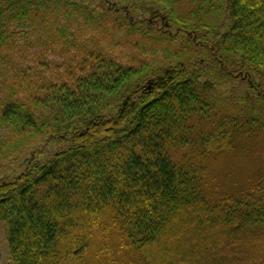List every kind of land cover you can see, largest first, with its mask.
Listing matches in <instances>:
<instances>
[{"label":"trees","instance_id":"16d2710c","mask_svg":"<svg viewBox=\"0 0 264 264\" xmlns=\"http://www.w3.org/2000/svg\"><path fill=\"white\" fill-rule=\"evenodd\" d=\"M0 221L10 264H264V0H0Z\"/></svg>","mask_w":264,"mask_h":264},{"label":"rangeland","instance_id":"374dc122","mask_svg":"<svg viewBox=\"0 0 264 264\" xmlns=\"http://www.w3.org/2000/svg\"><path fill=\"white\" fill-rule=\"evenodd\" d=\"M0 252L2 255L1 264H10V254L8 250L7 240L5 237V227L0 221Z\"/></svg>","mask_w":264,"mask_h":264}]
</instances>
